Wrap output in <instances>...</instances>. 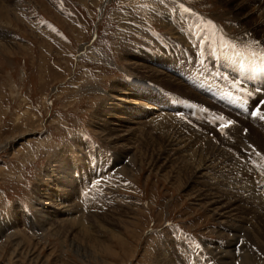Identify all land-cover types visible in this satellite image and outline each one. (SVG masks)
I'll list each match as a JSON object with an SVG mask.
<instances>
[{
    "label": "rangeland",
    "instance_id": "rangeland-1",
    "mask_svg": "<svg viewBox=\"0 0 264 264\" xmlns=\"http://www.w3.org/2000/svg\"><path fill=\"white\" fill-rule=\"evenodd\" d=\"M205 1L214 17L230 19L236 34L242 27L251 26L241 25L242 19L234 18L226 0ZM243 1L254 11L251 0ZM161 2L165 0H0V225H14L0 232V264H177L170 237L173 231L185 227L209 238V251L218 261L210 246L218 251L219 241L229 240L231 225L237 223L235 234L245 239L241 246L240 242L237 245L243 253L236 252L240 264H264V194L253 190L254 194L247 198L243 191L244 197H237L238 202L221 208L222 203L214 201L220 197L228 200L237 187L232 180L235 177L223 181L207 173L191 181L199 159L197 149L200 147L205 154L203 150L208 146L203 148V142L222 150L225 158L232 157L221 145L222 136L205 138L208 136L192 130L184 136L191 139V144L195 141L197 148L174 154L163 143V131L151 123L152 116L135 110L142 108L145 101H154L123 90L124 81L138 79L148 89L151 86L144 81L184 96L194 95L179 80L175 79L180 86L167 84L152 73L160 70L165 78L174 79L171 74L176 76V71L166 72L153 62L168 57L165 63L175 66L170 59L178 57L175 51L165 55L158 46L157 54H148L140 45L137 48L144 55L127 53V48L138 42L146 43L149 23L170 34L171 28L156 18L155 10ZM259 5H264V0ZM258 11L263 15L264 7ZM94 28L97 36L93 39ZM171 33L178 36L175 30ZM202 42L207 43L206 35L198 45ZM217 43L215 47L220 45ZM183 44L181 49L186 54L204 53V44L194 50H187ZM143 62L149 70L139 68ZM115 88L118 93L112 92ZM119 97L126 99L118 101ZM250 127L245 137L254 145L249 148L251 161L258 164L264 160V132ZM86 157L94 165L108 160L117 164L118 157L129 162L125 168L120 166L123 170L116 169L120 174L108 173L99 183L94 182V192L85 181L78 191L82 179L77 176L86 167ZM66 159V171H62L58 163ZM233 161L230 165L234 172L240 167ZM100 175L102 170L97 175L93 173V177ZM90 191L94 196L89 195ZM58 197L66 206L59 204ZM39 211L48 217H39ZM66 213L69 218L83 215L91 231L82 227L77 218L58 224V218H65ZM45 218L42 233L38 229ZM28 224L36 227L35 231ZM10 229L13 231L8 234ZM177 245L184 257L191 256L182 240H177ZM234 253L233 250L231 264H238Z\"/></svg>",
    "mask_w": 264,
    "mask_h": 264
},
{
    "label": "bare ground",
    "instance_id": "bare-ground-1",
    "mask_svg": "<svg viewBox=\"0 0 264 264\" xmlns=\"http://www.w3.org/2000/svg\"><path fill=\"white\" fill-rule=\"evenodd\" d=\"M223 1V0H222ZM227 1V3H228V6H229V8H231V10L230 11H232L234 14H233V16H234V18L235 19H237V20H239V19H242V20H239V23L241 24V25H244L245 26V23H250L251 24V26L250 27H242V30H240L239 32H237V34H242V36H243V34L246 32V31H251L252 32V34L254 35V36H256V38H258V39H261L263 42H264V14L262 15V14H260L259 13V11H258V8L260 7V6H263L264 7V5H259V3H263V0H251L252 2H253V4L252 5H254V11H252V8H251V5L248 3V2H245V1H243V0H226ZM254 12V13H253ZM263 12V11H262ZM259 13V14H258ZM258 17H257V16ZM177 17H178V21H173V19L172 20H170L169 19V21L170 22H172L173 21V23L175 24V26H179L182 22L184 23V24H186V25H188V27L189 28H191V27H193V25H194V27H196V31L197 32H199V33H202V34H200V36L198 37V41H196V42H194L193 43V47L194 48H196V49H200V46L202 45V44H204L205 45V49H204V53L203 52H198V53H196V55H194V56H192L193 54L192 53H189V52H187V54H186V51H183V53L185 54V56H187L188 57V59H193V60H191V61H189V63L196 69V70H198V71H200V72H205L206 70V66H216V67H218V68H222L223 69V75L224 76H235V78L236 79H243V77H244V73L242 72V71H240L239 69H241L242 67H245V68H250L251 70H260V69H262V68H260L257 64H258V62L259 61H261L260 60V58H259V52H261V54H264V50L262 49V48H260L259 46H249L243 53H241V54H230V53H228V52H226V54H224V55H221L222 56V58H223V64L222 65H220V64H217V61L219 60V56H220V54H221V52L223 51V50H225L228 46H238V45H240V44H244V43H246V42H241V43H239V44H235L233 41H232V38L231 37H226L225 36V38L226 39H224V38H222V36H213V35H211L210 36V40H207V43L205 44V43H200V45H198V42L200 41H203V37L205 36L204 34H205V31H204V27H203V24H202V19L196 14V13H191V18H186V16L183 14V13H179V14H177ZM167 18V17H166ZM262 19V20H261ZM261 20V21H260ZM232 21H234V20H232ZM246 21H248V22H246ZM236 24H238V21H234ZM172 23V24H173ZM166 24V23H165ZM173 24V25H174ZM167 25V24H166ZM199 26H202V27H199ZM246 26H249V25H246ZM204 33V34H203ZM204 35V36H203ZM176 38H178V36L176 37ZM214 40H218V43H220V45H218L217 47H215V43H217V42H213ZM164 41V40H163ZM160 42H162V40L160 41ZM164 43V42H163ZM181 43H183V42H181ZM217 43V44H218ZM216 44V45H217ZM184 45V44H183ZM203 45V46H204ZM206 45H207V47H206ZM3 46V45H2ZM160 47V49L162 48V51H164L166 54L165 55H172V53H173V51L174 50H172V49H170V48H167V49H165V50H163V48H166V46H163V45H160L159 46ZM5 48V47H4ZM185 48V47H184ZM187 48V50H190V48L189 47H186ZM218 50H219V52H220V54L219 53H217V55L216 56H214V57H212V58H209V60L207 61V60H203V58L201 57V55H204L205 53H207V52H209V53H214V52H218ZM197 51V50H196ZM192 52V51H191ZM176 53V52H175ZM194 53V52H193ZM154 54H155V52H154ZM159 56H157V58H158ZM163 57L162 58H160L159 59V61H162V62H165V61H163ZM158 61V60H157ZM129 61H127V63H128ZM134 62V61H133ZM136 64H137V62H135ZM134 65V64H133ZM129 67V66H128ZM127 67V68H128ZM138 67V66H137ZM202 67H203V69H202ZM139 68H141V69H143V68H145V69H148L149 70V66H147L146 64H145V62H143L142 64H141V66H139ZM151 68V67H150ZM130 69V67L128 68V70ZM152 69V71L154 70L153 68H151ZM131 70H136L137 71V68L136 67H131ZM181 70V72L182 71H186L187 69H185V68H181L180 69ZM172 71H175V69H172ZM188 71V70H187ZM179 72V71H178ZM178 72H175L176 73V76L179 78V73ZM148 73V72H147ZM153 73V75H154V77L156 76V77H161L162 79H163V82L164 83H167V84H173V85H176V86H180L181 84L179 83V82H177L175 79L176 78H174V79H171L170 77H168V78H165V75H163L162 74V72H160V70H157V72H155V70L152 72ZM246 74V73H245ZM182 77H186V79H183V80H185V81H189L190 80V78H188L187 76H185V75H183V74H180ZM160 78V79H161ZM161 79V80H162ZM138 81V80H137ZM118 83V82H117ZM119 84H117V85H115V87L116 86H118ZM182 86L184 87V88H187V87H189L188 85H185L184 83L182 84ZM200 86H203V85H200ZM237 87H238V89H241V85L239 84V83H237ZM188 89V88H187ZM190 89H192L191 87H190ZM188 90V92L190 93V95L191 94H194V95H191L192 97H194V98H196V99H202V97L197 93V92H195V91H192V90ZM121 90V89H120ZM123 90H125V93H127L128 91H130V92H133L134 94H137L138 96H147L148 98H150V99H152L153 101H154V103H151V102H149V101H143L145 104H142L143 105V107L142 108H135V110H136V112L137 113H141V114H144L145 113V115H148V116H152V117H150V119H151V123H153L156 127V129H161V131H163V134L165 135L164 136V144L166 145V148H167V146L168 147H170L171 149V151H174V154H175V152L176 151H178V154H179V151H180V153L182 152L183 153V151H192V149L193 148H197V144H195V141H194V144H191L190 143V138H187L186 136H184V131H182V130H180L179 129V125L177 126V123H175V122H173L174 121V119H173V117H172V113L170 112V111H168V110H170V109H168V108H163L161 105H164V104H166V103H169L170 101H173L174 102V99H172V98H167L166 100L164 99V100H161V98H166L167 97V95H166V93L165 92H162V91H159V90H151V89H148V88H146V87H144L143 85H142V83H140V82H135V81H124V89ZM122 91V90H121ZM120 91V92H121ZM113 93H118L119 91L118 90H116V88L114 89V91H112ZM122 93H124V92H122ZM115 95H117V94H115ZM234 96H236L237 98H239V94H235ZM120 98V97H119ZM126 99V97L125 98H120L118 101H124ZM135 103H137V102H135ZM164 103V104H163ZM123 104V103H122ZM156 105V106H155ZM159 106H161V107H159ZM107 107V106H106ZM217 107V106H216ZM104 108V107H103ZM135 112V111H134ZM106 119V118H105ZM121 119V118H120ZM204 119H202L201 118V120H198V122L200 123V125H202V127H204V129H208L209 131H213L210 127H211V125H210V123L209 122H207V121H203ZM41 126V125H40ZM121 126V125H120ZM251 128V127H250ZM113 129V128H112ZM225 128H223V131L222 130H220V131H217V134H216V136H214V138L215 139H217L218 138V135H221L222 137H224V133H225ZM112 132V131H111ZM122 132V131H121ZM113 133V132H112ZM192 134H193V132H191ZM260 133V132H259ZM119 134V133H118ZM191 134V135H192ZM195 134V133H194ZM193 134V135H194ZM262 134V133H261ZM116 135V134H115ZM121 136V135H120ZM197 136V135H196ZM236 136L237 137H239V139H240V141H242V139H243V135L241 134V133H239V130H237V133H236ZM193 137V136H192ZM113 138V137H112ZM112 138H111V140H112ZM117 138V137H116ZM122 138V137H121ZM197 138H198V136H197ZM221 138V137H220ZM261 138V137H260ZM122 140V139H121ZM193 140V139H192ZM199 140V139H198ZM107 141V140H106ZM252 141V140H251ZM199 143V142H198ZM201 145V144H200ZM202 145H203V148H205L207 145V149L205 150H203L204 151V153L205 154H202L201 153V149H200V147H198V149H197V154L199 155V159H198V161H197V165H196V168L194 169L195 170V174H194V179H192L191 181L192 182H196L200 177H202V176H204V175H208L207 173H210V174H213L214 176H218V177H220L221 178V180H223V181H229V179H231V177H235L236 178V176L235 175H233L234 174V172L232 171V169H231V160H233V157H228V159L227 158H225L224 156H223V154H222V150H219L218 148H210L209 146H210V144H208L207 142L206 143H202ZM114 146H115V144H114ZM209 147V148H208ZM117 148H118V146H117ZM202 148V149H203ZM250 148V147H249ZM60 149H62V148H60ZM82 149H85V147H82ZM122 149V148H121ZM124 149V148H123ZM126 149H127V147H126ZM129 149V148H128ZM127 149V150H128ZM195 149H194V152H195ZM215 149V150H214ZM236 149V148H235ZM91 150V149H90ZM89 150V151H90ZM72 151V150H71ZM70 151V152H71ZM73 151H75V150H73ZM121 151V150H120ZM249 152H250V150H249ZM73 153H75V152H73ZM134 153V152H133ZM187 153H189V152H187ZM193 152H191V154H192ZM195 153V154H196ZM225 153V152H224ZM250 153H252V152H250ZM55 154V153H54ZM57 154V153H56ZM66 154V153H65ZM68 154V153H67ZM93 154V153H92ZM70 155V154H69ZM68 155V156H69ZM82 155H83V153H82ZM91 155V154H90ZM185 155V154H184ZM193 155V154H192ZM250 155V158L252 157V154H249ZM59 156V155H58ZM58 156H55L56 158H58ZM71 156V155H70ZM81 156V155H80ZM194 156V155H193ZM81 158H82V156H81ZM125 158V157H124ZM124 158H121V157H118L117 159L118 160H115V162H118L119 164L124 160ZM83 159V158H82ZM81 159V160H82ZM120 161V162H119ZM81 162H83V161H81ZM56 163V162H55ZM118 163L117 164H115L114 163V165H118ZM233 163H235V164H237V162L236 161H233ZM66 164H68V161H67V159H66V161L65 162H63V161H61V162H59L58 163V165H60V169L62 170V171H66V168L64 167V165H66ZM122 165V167L121 168H125L126 167V165H125V163H121ZM124 164V165H123ZM194 164V163H193ZM54 165V164H53ZM120 168V170H123V169H121ZM99 170H101L99 167H94V170H93V173L95 172L96 173V175H97V172L99 171ZM237 170H239V169H237ZM108 171V170H107ZM116 172H118L117 170L115 171V173ZM243 174H245V175H247L245 172H243ZM45 176H46V178L48 177V175L47 174H45ZM46 178H45V180H46ZM257 178V179H256ZM227 179V180H226ZM69 180V179H68ZM233 180V179H232ZM191 181H189L188 182V184L187 185H189L190 184V182ZM202 181V180H201ZM245 181V180H244ZM249 185H247V184H243V185H237V187H235V189H234V191H233V194H230L229 195V197H228V200L227 201H229V202H227V201H224V199H225V197L223 198L222 197V199H221V197H220V199L219 200H217V201H214V203H217V204H220V203H222L221 204V208H223V207H228V206H232L234 203H236V202H238L240 199V197H244V193L246 192L247 193V195L245 196V197H247L248 195H250V196H252L253 194H254V191L253 190H255L256 191V189L254 188V185H253V182H257L258 181V177H254L253 179H252V181L253 182H251V178H249ZM67 182H72L73 183V181L72 180H69V181H67ZM74 182H75V180H74ZM198 182H200V181H198ZM246 182V181H245ZM89 183V182H88ZM87 183V184H88ZM228 183V182H227ZM231 183V182H230ZM229 183V184H230ZM86 184V183H85ZM223 184V183H222ZM204 185V184H203ZM234 185H235V183H234ZM263 185V184H262ZM87 187L89 186V185H86ZM205 186V185H204ZM245 186H249L248 187V189L249 190H245ZM196 187V186H195ZM195 187H193V188H195ZM201 187V186H200ZM244 188V190L243 189H241V188ZM261 187V186H260ZM199 188V187H198ZM218 188V187H217ZM216 188V190H218ZM220 188V187H219ZM203 189V188H202ZM211 189V188H210ZM222 189H223V187H222ZM200 190V189H199ZM213 190V189H212ZM211 190V191H212ZM244 191V193H242ZM251 191H253V192H251ZM224 192V191H223ZM257 192V191H256ZM93 194V192H89V195L90 194ZM198 193V192H197ZM222 193V192H221ZM226 193V192H225ZM227 193H228V191H227ZM262 193L264 194V191H262ZM218 193H216V195H217ZM201 195H203V194H201ZM204 195H206V193L204 194ZM225 195H227V194H225ZM46 196V195H45ZM86 196V195H85ZM93 196H94V194H93ZM218 196V195H217ZM228 196V195H227ZM196 197H198V194H196ZM205 197V196H204ZM237 197H239V198H237ZM254 197V199H256V200H259V198H257V197H255V196H253ZM50 198V197H49ZM59 198V200H61V201H59V204L61 205L62 204V206H64L65 204V202H63L64 200H62V198H60V197H58ZM117 198V197H116ZM210 198V197H209ZM231 198V199H230ZM248 198V197H247ZM252 198V197H251ZM53 199V198H52ZM198 199V198H197ZM218 199V198H217ZM115 201V200H114ZM253 201V200H252ZM72 203V202H71ZM68 204V203H67ZM224 205V206H223ZM228 205V206H227ZM66 206V205H65ZM70 207L69 208H71L72 206H71V204L69 205ZM233 209V208H232ZM238 209V208H237ZM71 210V209H70ZM214 210V209H213ZM216 210H218V209H216ZM234 210V209H233ZM232 210V211H233ZM240 210V209H239ZM238 210V211H239ZM255 210V209H254ZM222 212V211H221ZM234 212V211H233ZM241 213H242V211H240ZM239 212V213H240ZM39 217H44V216H46L44 213H43V211L41 212V211H39ZM77 213V212H76ZM225 213V212H224ZM226 213H228V212H226ZM66 215V217L64 218H58V224L59 223H61V226H62V224L64 223H66L65 221H69V220H73V219H75V218H77V221L79 222V224H81L82 225V227H84L86 230H90L89 229V227L87 228V225L88 224H85L86 223V221L84 220V218H83V215H81V216H74V217H68L69 215H68V213H66L65 214ZM233 215V214H232ZM234 215H235V212H234ZM73 216V215H72ZM123 216V215H122ZM46 217H48V216H46ZM232 217V216H231ZM236 217H237V215H236ZM83 218V219H82ZM245 218V217H244ZM255 218V217H254ZM257 218V217H256ZM32 221H35V219H33ZM57 221V220H56ZM250 221V220H249ZM46 222V218L43 220V222H40V225H39V227L41 226V228H37L38 230H42V233H43V231L45 230V225L47 224V223H45ZM83 222V223H82ZM124 222H125V220H124ZM129 222V221H128ZM238 222H240V221H238ZM242 222V221H241ZM260 222V221H259ZM28 223H29V221H28ZM127 223V222H126ZM50 224V223H49ZM57 224V223H56ZM25 225H26V223H25ZM31 225H33V224H31ZM51 225V224H50ZM238 223H237V225H231V227L233 228V230H232V228H230V230H232V236H231V238L229 239V240H227V241H225L224 243H222L221 245H223L224 247H222V246H218V251H215V249H214V247L212 246V248H213V251H214V253H215V255H217V259H218V262L220 263V264H231V259H230V256H232V252H233V250H235V249H237V245L239 244V242H240V235L238 234V236L235 234V233H237V230H238ZM10 226V225H9ZM7 227V226H3V227H1L0 228V232H2V231H4V229H5V231H7L9 228H12V226H14V225H11L10 227ZM29 228H32V231H35V228L36 227H31L30 226V224H28L27 225ZM52 226V225H51ZM73 226V225H72ZM13 231V229L11 230H9V232H8V234H11L10 232H12ZM83 231V230H82ZM91 231V230H90ZM56 231H55V229H54V233L53 234H56L55 233ZM240 233V232H239ZM231 235V234H230ZM258 240V239H257ZM262 243V242H261ZM259 245V244H258ZM107 246V245H106ZM108 248V247H107ZM217 248V247H216ZM260 248V247H259ZM217 250V249H216ZM248 253V252H247ZM246 253V254H247ZM162 254V253H161ZM243 254V253H242ZM245 254V255H246ZM247 256V255H246ZM213 257H214V255H213ZM255 257V256H254ZM246 257H244L243 259H245ZM252 258V257H251ZM244 261V260H243ZM247 261V260H246ZM248 261H250L251 262V260H248ZM254 263V262H253ZM245 264H246V262H245ZM248 264V263H247ZM256 264V263H255Z\"/></svg>",
    "mask_w": 264,
    "mask_h": 264
},
{
    "label": "snow or ice",
    "instance_id": "snow-or-ice-1",
    "mask_svg": "<svg viewBox=\"0 0 264 264\" xmlns=\"http://www.w3.org/2000/svg\"><path fill=\"white\" fill-rule=\"evenodd\" d=\"M262 58H264V54H262ZM251 115H252L253 117H259V119L264 120V112H261V110H260L259 108L256 109L255 111H253V112L251 113ZM215 119H217V120H219V121H221V122H224V121H225V118H224L223 116L216 117ZM232 124H234V122H233V121H230V120L227 121L226 123H223V124H222V127H221V130L223 131V128H224V127L231 126ZM257 155H260V154L257 153ZM97 183H99V181H98Z\"/></svg>",
    "mask_w": 264,
    "mask_h": 264
}]
</instances>
